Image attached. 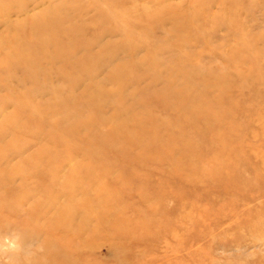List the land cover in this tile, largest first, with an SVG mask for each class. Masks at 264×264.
Masks as SVG:
<instances>
[{
    "label": "rangeland",
    "instance_id": "1",
    "mask_svg": "<svg viewBox=\"0 0 264 264\" xmlns=\"http://www.w3.org/2000/svg\"><path fill=\"white\" fill-rule=\"evenodd\" d=\"M0 264H264V0H0Z\"/></svg>",
    "mask_w": 264,
    "mask_h": 264
},
{
    "label": "bare ground",
    "instance_id": "2",
    "mask_svg": "<svg viewBox=\"0 0 264 264\" xmlns=\"http://www.w3.org/2000/svg\"><path fill=\"white\" fill-rule=\"evenodd\" d=\"M25 51V50H24Z\"/></svg>",
    "mask_w": 264,
    "mask_h": 264
}]
</instances>
